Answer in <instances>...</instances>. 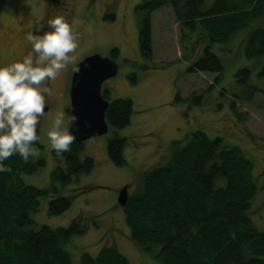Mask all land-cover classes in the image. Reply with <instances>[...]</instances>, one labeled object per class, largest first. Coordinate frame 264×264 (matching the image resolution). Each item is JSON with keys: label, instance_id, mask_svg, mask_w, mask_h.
Instances as JSON below:
<instances>
[{"label": "rangeland", "instance_id": "rangeland-1", "mask_svg": "<svg viewBox=\"0 0 264 264\" xmlns=\"http://www.w3.org/2000/svg\"><path fill=\"white\" fill-rule=\"evenodd\" d=\"M160 1L0 0V64L26 54L31 47L26 34L45 30L47 20L54 15H65L78 34L79 46L69 54L75 59L55 80L47 82L52 94L46 100L53 115L58 109L69 112L73 69L92 55L112 58L113 51L118 52L113 60L119 64V72L104 83L103 90H110V103L118 99L133 102L129 126L119 130L111 127L106 135L84 143L81 159L92 157L96 166L91 174L79 176L64 189L67 196L78 190L71 209L61 216H51V199L46 197L39 211L31 215L35 231L44 225L52 229L69 227L78 216L83 217L85 234L74 236L64 245L73 264H81L82 253L97 256L104 245H115L132 264H157L131 239L119 195L125 187L130 196L141 193L144 174L169 163L174 143H184L193 132L204 130L209 138L219 136L225 143L239 146L254 162V176L262 175L264 182V142L253 144L247 135L264 139V56L248 59L243 49L244 37L257 28L264 29V13L228 44L212 45L211 51L224 65L223 73L217 75L189 72L192 63L204 54L207 40L198 26H181L173 7L167 4L151 14L152 63L162 69L148 71L143 69L147 61L140 53L139 37L148 10ZM194 43L198 52L195 50L190 58L186 47ZM243 69L250 70L246 83L236 76ZM132 74L137 75L135 83ZM255 88L262 92L253 91ZM196 96L203 97L200 103L195 101ZM50 123L51 117L46 114L38 125L43 146L39 158L45 159L46 166L23 174L26 186L51 188L56 162L46 134ZM116 135L128 139L123 167H117L108 156L109 140ZM252 205L253 226L264 231V189Z\"/></svg>", "mask_w": 264, "mask_h": 264}, {"label": "trees", "instance_id": "trees-1", "mask_svg": "<svg viewBox=\"0 0 264 264\" xmlns=\"http://www.w3.org/2000/svg\"><path fill=\"white\" fill-rule=\"evenodd\" d=\"M167 4L173 7L181 26H198L207 40L204 54L191 62L189 72L217 75L223 73L224 65L211 51L212 45L228 44L264 13V0L160 1L148 10L140 32V53L147 61L143 63L144 70L161 67L152 63L151 14ZM243 42L248 59L264 56V29L253 30ZM195 46L186 47L190 58ZM117 54L113 51L112 58ZM132 75L135 83L137 75ZM249 75L250 70L243 69L236 76L246 83ZM109 93V89L104 90L106 100ZM202 98L196 96L195 101L200 103ZM133 113L131 100L111 102L106 113L109 128H126ZM37 134L40 137L39 126ZM247 135L253 144L264 142L248 132ZM127 142V138L117 135L109 140V160L117 167L126 165ZM37 147L43 149L40 139ZM83 150L84 143L76 141L62 156L53 150L56 163L50 189L26 186L21 178L44 168L45 159L30 158L25 162L13 155L3 162L11 171L0 173V264H73L64 245L74 236L85 234L83 217L78 216L69 227L52 229L44 225L35 231L31 215L39 211L46 197L51 199V216H61L71 209L78 190L67 196L64 189L79 176L91 174L96 166L92 157L81 159ZM261 179L262 175L254 176V162L239 146L225 143L219 136L209 138L204 130L193 132L184 143H174L169 163L144 174L141 193L128 194L123 209L130 237L142 254L157 264H264V231L255 229L251 219L252 202L264 189ZM81 264L132 263L115 245H104L97 256L82 253Z\"/></svg>", "mask_w": 264, "mask_h": 264}, {"label": "clouds", "instance_id": "clouds-1", "mask_svg": "<svg viewBox=\"0 0 264 264\" xmlns=\"http://www.w3.org/2000/svg\"><path fill=\"white\" fill-rule=\"evenodd\" d=\"M30 49L20 59L0 64V173L11 171L3 162L19 155L25 162L38 159L37 126L46 114L51 117L47 129L49 146L57 156L70 151L76 137L70 131L75 115L58 109L55 115L47 107L53 81L75 57L79 37L65 15L47 20L43 31L28 32ZM78 67L73 72L78 71ZM67 118V124L65 123Z\"/></svg>", "mask_w": 264, "mask_h": 264}, {"label": "water", "instance_id": "water-1", "mask_svg": "<svg viewBox=\"0 0 264 264\" xmlns=\"http://www.w3.org/2000/svg\"><path fill=\"white\" fill-rule=\"evenodd\" d=\"M73 72L70 87L69 112L78 119L71 126L78 143L104 136L109 131L106 113L110 102L104 98L103 85L115 78L119 72V64L112 58L92 55L83 60ZM48 107L45 108L47 112ZM128 201V187H125L118 199L121 207Z\"/></svg>", "mask_w": 264, "mask_h": 264}, {"label": "crops", "instance_id": "crops-1", "mask_svg": "<svg viewBox=\"0 0 264 264\" xmlns=\"http://www.w3.org/2000/svg\"><path fill=\"white\" fill-rule=\"evenodd\" d=\"M155 71V70H154ZM145 78H147V80L150 78V76H145ZM176 90L174 89V92H175Z\"/></svg>", "mask_w": 264, "mask_h": 264}, {"label": "flooded vegetation", "instance_id": "flooded-vegetation-1", "mask_svg": "<svg viewBox=\"0 0 264 264\" xmlns=\"http://www.w3.org/2000/svg\"><path fill=\"white\" fill-rule=\"evenodd\" d=\"M38 27V26H37ZM37 29V28H36ZM111 58V57H110ZM113 59V58H112ZM47 107L49 108V106L47 105Z\"/></svg>", "mask_w": 264, "mask_h": 264}]
</instances>
